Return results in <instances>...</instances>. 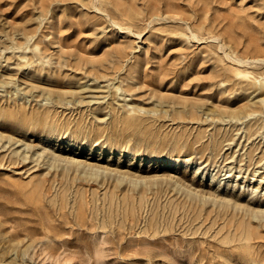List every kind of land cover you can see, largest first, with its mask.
Listing matches in <instances>:
<instances>
[{
    "label": "rangeland",
    "instance_id": "374dc122",
    "mask_svg": "<svg viewBox=\"0 0 264 264\" xmlns=\"http://www.w3.org/2000/svg\"><path fill=\"white\" fill-rule=\"evenodd\" d=\"M260 81L264 0H0V264H264Z\"/></svg>",
    "mask_w": 264,
    "mask_h": 264
},
{
    "label": "bare ground",
    "instance_id": "6f19581e",
    "mask_svg": "<svg viewBox=\"0 0 264 264\" xmlns=\"http://www.w3.org/2000/svg\"><path fill=\"white\" fill-rule=\"evenodd\" d=\"M244 73V74H247V72L246 71H239L238 73ZM242 73V74H243ZM257 87L258 88H264V81H260L259 83H258V85H257ZM77 164H81V162H77Z\"/></svg>",
    "mask_w": 264,
    "mask_h": 264
}]
</instances>
